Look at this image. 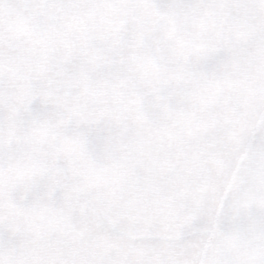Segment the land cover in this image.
I'll use <instances>...</instances> for the list:
<instances>
[{"label":"snow or ice","instance_id":"1","mask_svg":"<svg viewBox=\"0 0 264 264\" xmlns=\"http://www.w3.org/2000/svg\"><path fill=\"white\" fill-rule=\"evenodd\" d=\"M0 264H264V0H0Z\"/></svg>","mask_w":264,"mask_h":264}]
</instances>
